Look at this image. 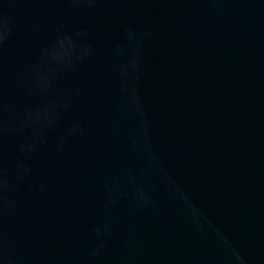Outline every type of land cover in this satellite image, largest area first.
<instances>
[{"label": "water", "instance_id": "obj_1", "mask_svg": "<svg viewBox=\"0 0 264 264\" xmlns=\"http://www.w3.org/2000/svg\"><path fill=\"white\" fill-rule=\"evenodd\" d=\"M0 264H264V0H0Z\"/></svg>", "mask_w": 264, "mask_h": 264}]
</instances>
